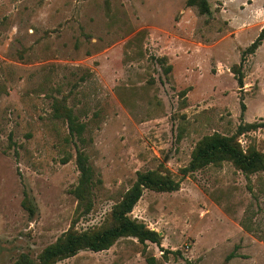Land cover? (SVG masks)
Segmentation results:
<instances>
[{
  "label": "rangeland",
  "instance_id": "374dc122",
  "mask_svg": "<svg viewBox=\"0 0 264 264\" xmlns=\"http://www.w3.org/2000/svg\"><path fill=\"white\" fill-rule=\"evenodd\" d=\"M207 3L0 0V264H37L64 233L113 226L146 171L178 182L143 188L128 214L159 243L124 236L51 264H264V171L189 169L215 134L264 153V128L246 127L264 121V0ZM79 152L92 174L81 200Z\"/></svg>",
  "mask_w": 264,
  "mask_h": 264
},
{
  "label": "trees",
  "instance_id": "16d2710c",
  "mask_svg": "<svg viewBox=\"0 0 264 264\" xmlns=\"http://www.w3.org/2000/svg\"><path fill=\"white\" fill-rule=\"evenodd\" d=\"M187 5L196 6L198 11L202 14L209 11L207 0H187ZM262 33L263 31H261L258 37L249 46L251 50L255 49L260 44ZM57 109L58 108H56V110ZM58 115L66 120L69 134L80 139L84 130V124L76 121L77 119L69 108H63L58 112ZM246 127L255 129L264 128V121L253 122L247 124ZM222 159L231 160L235 165L246 172H252L258 169L264 171V153L255 150L243 153L233 137L221 136L218 134L204 139L197 146L193 152L189 169L193 170L203 167L210 163H216ZM76 162L80 171V182L74 192L78 199L81 200L86 190L88 192L92 184V174L81 152L78 153ZM177 187V181L153 171L138 173L136 181L125 192L121 200L113 207V226L107 229L90 232L68 231L59 237L53 244L44 248L40 256V261L37 264H51L60 258L72 256L82 249H90L92 251L104 250L109 248L116 239L124 236L135 237L141 243L145 241L159 243V237L155 231L131 219L128 214L141 197L143 188H150L158 191H172L177 189ZM146 261L147 264H158L153 256L147 257ZM22 264L33 263L30 260H25ZM185 264L195 263L186 260Z\"/></svg>",
  "mask_w": 264,
  "mask_h": 264
}]
</instances>
